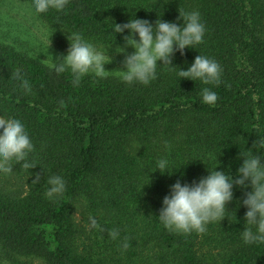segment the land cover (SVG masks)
Masks as SVG:
<instances>
[{"label":"trees","instance_id":"1","mask_svg":"<svg viewBox=\"0 0 264 264\" xmlns=\"http://www.w3.org/2000/svg\"><path fill=\"white\" fill-rule=\"evenodd\" d=\"M25 1L50 32H78L96 46L123 44L114 23L131 15L182 23L179 11L195 10L206 33L148 85L118 74L75 85L70 72L0 36V117L20 119L34 145L0 173V264H264V244L242 240L239 188L203 234L168 231L157 218L181 174L187 183L208 167L235 176L240 150L264 139V0H70L39 15ZM198 55L220 64L219 85L179 77ZM16 70L29 90L12 80ZM204 87L217 93L214 105L202 103ZM161 158L173 175L156 170ZM55 175L65 190L49 198Z\"/></svg>","mask_w":264,"mask_h":264},{"label":"clouds","instance_id":"2","mask_svg":"<svg viewBox=\"0 0 264 264\" xmlns=\"http://www.w3.org/2000/svg\"><path fill=\"white\" fill-rule=\"evenodd\" d=\"M69 3L70 0H32L31 6L39 15L50 9L63 11ZM177 20H182V23L159 18L153 23L131 15L125 23H114L113 31L122 35L124 40V46L117 47L115 53L123 56V69L119 71L125 83L150 84L157 78L159 65L176 68L173 66L176 52L183 55L185 49H195L196 45L204 42L206 26L199 11H179ZM50 37L48 49L52 43ZM67 39L69 47L66 55L55 58L51 55L52 62L48 65L51 70L57 74L70 72L75 85L89 74L102 79L109 75L110 71L106 70L105 65L112 62V57L105 46L94 45L78 32L67 33ZM128 47L134 51L128 53ZM221 73V66L215 59L198 55L186 70L180 68L178 75L181 79L200 80L205 85L215 86L221 83ZM12 80L29 90L22 70H16ZM200 96L202 103L207 105H214L218 100L217 93L211 87H204ZM253 99L257 100L258 97ZM33 147L26 126L20 119L0 117V173L11 172L10 161H23ZM238 158L242 164L235 176L230 171L208 167V175L187 183L183 182L181 174L170 186L169 194L163 198L157 217L163 227L176 233H205L210 223L226 217L227 205L233 201L235 187L244 193L242 201L237 203V207L242 205L246 208L244 222L247 226L241 232L243 242L248 245L264 244V139L258 138L252 148L240 150ZM25 167L29 165L25 164ZM156 170L171 176L177 169L169 171V161L161 158ZM47 182L51 186L46 193L49 198L65 190V181L61 176H51ZM111 236L116 239L119 233L113 231ZM128 246L125 241L123 248L126 250Z\"/></svg>","mask_w":264,"mask_h":264},{"label":"rangeland","instance_id":"3","mask_svg":"<svg viewBox=\"0 0 264 264\" xmlns=\"http://www.w3.org/2000/svg\"><path fill=\"white\" fill-rule=\"evenodd\" d=\"M52 35V36H51ZM0 36L7 42L13 43L28 50L32 55L51 64L53 58L67 53L69 41L67 36L59 33H52L32 12L25 0H0ZM51 36V37H50ZM52 43L48 49V38ZM106 48L112 57V62L105 65L109 74L120 75L123 69V56L116 55L115 49L123 47V44H109L98 47ZM134 51L131 47L127 52Z\"/></svg>","mask_w":264,"mask_h":264}]
</instances>
